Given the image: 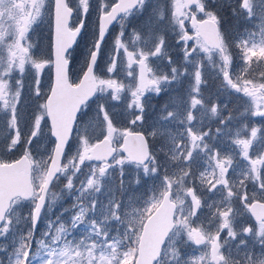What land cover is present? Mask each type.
I'll use <instances>...</instances> for the list:
<instances>
[{
  "label": "snow or ice",
  "instance_id": "snow-or-ice-1",
  "mask_svg": "<svg viewBox=\"0 0 264 264\" xmlns=\"http://www.w3.org/2000/svg\"><path fill=\"white\" fill-rule=\"evenodd\" d=\"M93 14L96 36L73 83L69 49ZM46 15L54 59L32 35ZM125 92L130 126L120 128L108 101ZM241 96L242 112L232 107ZM94 97L106 99L94 124L80 125ZM248 118L264 121V0H0V264H264V129L242 137L249 126L233 127ZM66 197L70 207L53 219Z\"/></svg>",
  "mask_w": 264,
  "mask_h": 264
},
{
  "label": "rangeland",
  "instance_id": "rangeland-1",
  "mask_svg": "<svg viewBox=\"0 0 264 264\" xmlns=\"http://www.w3.org/2000/svg\"><path fill=\"white\" fill-rule=\"evenodd\" d=\"M88 26H87V32L85 37L82 39V41L80 42L77 50L72 54V57H74V62L72 64L71 67V80L73 83H77L79 82V79L81 78L82 75V69L85 67V63L87 60V56H88V50L92 45V42L96 36V21H95V15L93 14L89 19H88ZM51 26H52V19L51 16H45L43 22H41L39 24V27H37L35 29V32L32 33L33 37L35 36H39V48L40 50L43 52L44 56H49L50 55V44H51ZM95 26V27H94ZM187 29L189 30V34H193L192 29H190L189 24H186ZM118 28V25L117 27ZM116 30V29H115ZM114 30V31H115ZM194 43L193 41H189V44ZM111 37L108 38L107 42L105 43L104 47H103V51L101 54V57L99 59L98 65L99 68L97 69V73L100 74L103 71V67L105 65V63L107 62V58H108V53L111 51ZM171 44V48H170V54L172 56V59L177 62V64L182 63L181 59H180V47L176 44L175 39H172L170 41ZM141 47H143V45H141ZM130 50H133L130 47ZM121 59H123V54H121ZM149 64L152 66H158L162 69H164L165 71L167 70L166 68H164V64L165 61H162L158 58H149ZM241 68V63L239 58L237 57L234 61L233 64V70L238 72ZM50 71L51 69L49 68L48 70L43 72L42 75V92L43 93H48V90L50 88L51 85V77L50 76ZM134 71L136 73H138L139 69L138 67L134 66ZM206 73L208 72V69H205ZM118 79L122 80L124 83H130L131 82V78L126 77L123 73H120L117 77ZM31 81V72L28 73V82ZM215 83V82H213ZM213 92H215V88L212 89ZM122 97L123 99L119 102H115V101H108V103L111 105V107L109 108L110 113L113 115V120H114V124H116L118 127L123 128V127H128L130 125L127 124V120L130 119V117H128L126 115V110H125V105L128 101V93H122ZM221 99H223L224 97L221 96ZM106 99V97L104 98ZM104 99H95V102L90 103V110L88 112V117H86L84 120L80 121V125H83L84 123H89V124H94V121L92 120V118L95 116L96 113V107H97V103H101L104 102ZM246 99L247 98H243L241 97H235L233 99V103H232V107L239 109V111H243L244 108L247 106L246 104ZM163 102L162 98H157V97H151V103L155 104V105H159L160 103ZM29 103H31L29 101ZM80 117V116H79ZM241 123H246L249 127H248V132H241L242 137H245L246 135H250V128L251 127H258L261 129H264V121L260 120L259 118H248L246 121H242V122H237L234 121L233 122V127L234 128H239ZM213 127H215V124H213ZM139 130V129H136ZM92 133H93V141L95 142V137L99 135V129L96 128H92L91 129ZM44 133L48 134V127H44ZM261 135V133H258V137ZM102 138V137H100ZM73 146H75V133H74V137H73ZM43 144L45 146H50L49 144V140L46 138L43 141ZM121 144V141L119 143H117V145ZM216 147L220 148L221 151H229L231 149V145L228 144L225 140H223L222 138H218L217 141H215ZM252 151V154H255L256 149L254 148ZM21 155V153L17 152L15 154H9L8 156L4 157V159L6 160H14L16 158H19ZM236 161L238 162L239 167H243L244 164L246 162L240 160L239 155H236L235 157ZM126 170L129 174H131L133 172V168L130 165H126ZM201 170H202V165L200 166ZM86 170V169H85ZM232 175V173L230 172V176ZM149 183H151V181H149ZM60 184L58 183L56 185V190L59 191L60 188ZM205 195H207V193H205ZM72 203V199L71 197H66L65 199L59 201L56 205V208L54 209V212L51 213L50 215L52 216V218L54 219L55 216L57 214L60 213L62 208L65 207H70ZM24 211H27V209H24ZM206 214V210L204 213H202L201 215H205ZM69 213H65L64 216L62 217V219H64L65 221H67L69 219ZM242 222L246 223V224H255L248 213H245L242 217L239 218ZM40 227H43V224L40 225ZM84 230V226L81 225L79 228H77L74 232H73V236L76 238H79V236L81 235V233ZM72 237H69V239H71ZM186 253H190L192 252L191 248L185 249Z\"/></svg>",
  "mask_w": 264,
  "mask_h": 264
},
{
  "label": "water",
  "instance_id": "water-1",
  "mask_svg": "<svg viewBox=\"0 0 264 264\" xmlns=\"http://www.w3.org/2000/svg\"><path fill=\"white\" fill-rule=\"evenodd\" d=\"M53 40H54V37H53ZM124 155H127V153H123ZM254 218V217H253ZM255 219V218H254Z\"/></svg>",
  "mask_w": 264,
  "mask_h": 264
},
{
  "label": "flooded vegetation",
  "instance_id": "flooded-vegetation-1",
  "mask_svg": "<svg viewBox=\"0 0 264 264\" xmlns=\"http://www.w3.org/2000/svg\"><path fill=\"white\" fill-rule=\"evenodd\" d=\"M187 23V22H186ZM95 27V26H94Z\"/></svg>",
  "mask_w": 264,
  "mask_h": 264
}]
</instances>
